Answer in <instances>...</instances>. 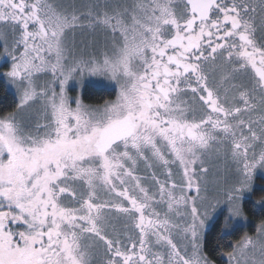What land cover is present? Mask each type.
Returning <instances> with one entry per match:
<instances>
[{
  "label": "snow or ice",
  "instance_id": "obj_1",
  "mask_svg": "<svg viewBox=\"0 0 264 264\" xmlns=\"http://www.w3.org/2000/svg\"><path fill=\"white\" fill-rule=\"evenodd\" d=\"M0 47L19 94L0 116V264H215L210 211L223 199L229 228L264 169V0H0ZM84 73L115 99L70 96ZM220 154L235 180L212 195ZM226 256L264 264V222Z\"/></svg>",
  "mask_w": 264,
  "mask_h": 264
},
{
  "label": "trees",
  "instance_id": "obj_2",
  "mask_svg": "<svg viewBox=\"0 0 264 264\" xmlns=\"http://www.w3.org/2000/svg\"><path fill=\"white\" fill-rule=\"evenodd\" d=\"M15 97L8 92L6 85L0 81V116L10 112L16 105ZM256 187L252 190L249 198L244 199L242 208L248 220L253 225L248 228H234L228 234L223 232V219H216L204 235L205 251L209 253L214 261H219L232 246L246 234L252 235L254 227L259 222H264V179L255 181ZM257 207V209H255Z\"/></svg>",
  "mask_w": 264,
  "mask_h": 264
},
{
  "label": "rangeland",
  "instance_id": "obj_3",
  "mask_svg": "<svg viewBox=\"0 0 264 264\" xmlns=\"http://www.w3.org/2000/svg\"><path fill=\"white\" fill-rule=\"evenodd\" d=\"M80 37L78 36L77 39H79ZM4 64H8L9 63V57L4 53L3 51V47H0V67L3 66ZM4 69L0 70V72H3ZM2 76L0 75V78ZM82 78H92V79H96L100 82L103 83V81H109L107 79V77L104 76H100V75H91L88 73H84L78 77H76L74 80L70 81L71 82H75L77 83V81L83 80ZM8 79V78H7ZM8 83V87L11 91H14L16 96L18 97V101H19V94L15 88L14 85H12L10 83V80H7ZM38 107V106H37ZM206 166L209 168V174L207 177V180L209 182V192L210 194L214 195L215 194V181H219L220 183H223L224 180H228L230 183L234 182L235 180V166L233 165V163L231 162V160L227 157L225 158L224 154H220L219 156H212L211 158L208 159ZM261 171V172H260ZM258 173H264V169L259 168ZM257 174V173H256ZM255 174V175H256ZM254 175H253V179L251 182V188L252 190L256 187L255 184V179H254ZM252 192V191H251ZM251 195V193L245 192L244 193V199L249 198ZM243 202V201H242ZM229 213L227 210V205L226 203L223 201V199H221L220 203L216 206L214 211H210L209 213V217L208 220L206 221L205 224V228L203 230V233L205 235L206 231L210 228L211 224L213 223L214 220H216L219 216H223L224 218V223H225V219L228 217ZM248 219L245 216L244 212H243V216L240 218H233L231 221V226L227 229L224 228L225 232H229L231 229L237 227V226H246L248 224ZM261 224V223H260ZM260 224H258L257 226H255V234L252 235L253 237L256 236L257 234V229L260 227Z\"/></svg>",
  "mask_w": 264,
  "mask_h": 264
},
{
  "label": "flooded vegetation",
  "instance_id": "obj_4",
  "mask_svg": "<svg viewBox=\"0 0 264 264\" xmlns=\"http://www.w3.org/2000/svg\"><path fill=\"white\" fill-rule=\"evenodd\" d=\"M9 63H11L10 57H9ZM9 67H10V65H8V64H4L3 66L0 67V70L4 69L3 72H0V75L2 76L0 78V81H2L6 85L8 92H10L15 97V99H16L15 102L17 104L18 103V97L16 96L14 91H11L9 89L8 83H7V80L9 78L7 79V76L4 75L9 70ZM82 79L83 80L79 79L77 81V83H75V82L69 83L68 90H69L70 96H78V97L82 98L86 104H89V105H96V104L103 103V101H105V100L115 99V95H114L115 86L112 85L110 81H103V83H102V82H100L96 79H92V78H88V79L82 78ZM14 109H15V107L11 111H13ZM4 115H7V113L3 114L1 116H4ZM225 158H227V156H225ZM259 168L260 167L258 166L253 172V175L255 177L254 181H256L257 179H264V173H258L257 172ZM255 209H257V207H255ZM220 217L223 219V232L225 234H228L234 228L231 229L229 232H225V230H224V218H223V216H219L218 218H220ZM248 221L249 222L246 226H237L235 228H244V227L248 228L249 226H252L254 224L253 221H251V220H248ZM260 223H262V222L257 223L256 226ZM254 229H255V227H254ZM255 233L256 232H254V234ZM254 234H252V235H254ZM246 235H249V234H246ZM252 235H249V236H252ZM222 257L223 258L221 260L215 261V264H229L226 254L223 255Z\"/></svg>",
  "mask_w": 264,
  "mask_h": 264
}]
</instances>
